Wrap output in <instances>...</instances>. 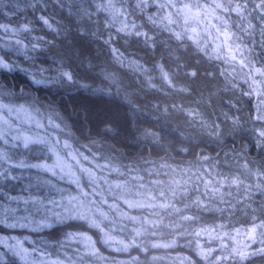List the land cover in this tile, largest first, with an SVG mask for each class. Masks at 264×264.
Returning <instances> with one entry per match:
<instances>
[{
	"label": "trees",
	"instance_id": "obj_1",
	"mask_svg": "<svg viewBox=\"0 0 264 264\" xmlns=\"http://www.w3.org/2000/svg\"><path fill=\"white\" fill-rule=\"evenodd\" d=\"M62 2L63 11L56 5L55 0H40L44 7L42 12L34 13L32 9H25L23 13L17 11L16 16H6L5 12L12 11V6L10 0H5L3 10L0 11V23L32 21L31 26L36 29L31 33L32 37L43 36L55 43V48L48 46L43 49L42 53H30L36 57L33 61L24 59L22 53L19 60L22 62L21 66L29 69L28 73L24 71L22 73L18 69L12 72L0 71V88L3 91L13 92L7 102L4 101L5 103L30 106L35 102L37 103L35 107L40 113L36 117L40 120L44 119V125L47 124L49 116H52L55 122L63 128L64 124L61 121L66 122L67 130L74 136V139H70L74 149H78L90 159L95 156V163H98L99 160L105 161L99 159L104 154H113L116 164L121 167V173L130 172L132 163H144L140 166L142 169L145 167L148 174L144 175L142 170L140 174L149 182L152 181L151 179L156 180L160 187L156 193L159 191L168 192L170 189L177 190L178 186H186L188 196L194 199L200 193L192 191L193 185L198 179L191 172L199 174V178L202 177L206 180L236 175L247 184L256 182L254 179H246L248 169L243 165L252 161L258 168L261 163H264V150L257 146L259 143L258 133L264 130V121L255 119L260 114L258 111L259 97L247 95L248 87L240 75V68L237 64L229 66L227 62L209 60L203 52L197 50V46L191 41L183 46H178L176 42L169 40L166 33L152 31V25L146 22L148 15L156 13L151 0H149L148 11L143 14L137 12V17L141 18L133 17V19H136L138 25H145L140 29L141 31L147 32L149 36L159 37L156 48L145 46L142 40L135 37H126L122 33L118 35L117 30L120 28V24L117 22L108 20L111 31L103 27L101 22L105 21L106 14L97 16L95 18L97 23L90 28V32H94L96 35H91L84 26L78 30L76 25L80 24V18L69 15L67 11L69 4L64 0ZM72 6L73 11L77 7H87L86 4L79 3V0H72ZM127 6L131 12L132 0H128ZM39 15H45L50 22L55 21L54 26L56 27L64 25V34L56 36L51 33L37 19ZM113 24L114 27H112ZM216 24L215 20H209L206 23L192 24L191 26L197 28L198 39L205 40L206 37L205 42L210 46L216 36L212 26ZM205 28L208 29L207 33L204 32ZM100 32H104L105 35L100 36ZM109 35L114 41L110 45L103 42ZM2 37L3 34L0 33V44L3 42ZM81 37L86 38L81 39ZM18 38L22 39L23 36ZM14 39L17 38L14 37ZM252 39L257 42L262 40L258 31L252 36ZM243 40L248 47H253L248 43L247 36H244ZM216 43H220V41L216 40ZM112 49L119 51L114 52ZM7 51L11 52L12 49H7ZM256 51L259 52L260 49L256 48ZM16 56V53H13V58ZM157 65H163L164 70L169 73V77L172 79L171 85L161 78ZM61 66H67V70L74 74L77 84L85 87H70L67 83L62 87H48L35 85L32 82L29 73L35 74L38 68L51 69V71L43 72V76H55L56 69ZM191 72H196L199 78L188 75ZM232 82L236 84L235 87ZM184 88H187L188 91H181ZM53 109L55 115H52ZM189 110L199 115L189 116ZM7 116L10 115L7 114ZM56 116H59L60 119H56ZM10 119L27 120L23 112L19 116H10ZM234 120L238 123L234 124ZM212 125H218L219 139L212 135ZM35 131L34 129V134H38ZM39 133L42 136L45 135V132L40 129ZM145 133H154L155 137L145 135ZM61 137L62 139L66 138L62 135ZM21 146L23 145L21 144ZM9 154L12 155V153ZM45 154L46 156H43L41 161L48 159L49 153ZM202 156L209 157L211 162L204 163L200 159ZM13 160L30 164L41 162L27 159L24 154H21L19 158L14 157ZM85 165L93 167V165ZM208 170L212 172L211 176L208 175ZM133 173H135L134 176L139 175L136 172ZM216 173H221L223 176H217ZM100 175L104 176L105 174L99 173ZM21 176L26 177V174L22 173ZM30 178L32 177L25 181L29 182ZM83 180L87 181L88 177L85 176ZM21 183L24 185V182ZM63 183L67 184L68 181L65 180ZM7 185L12 184L7 183ZM198 186L203 191V184ZM22 188L23 186H14L12 193L16 194L15 190ZM179 190H183V188ZM31 193L32 190L29 192V196H32ZM29 196L25 199H28ZM233 196L235 197L234 203L241 199L235 191H233ZM180 199L177 196L175 201L171 197L164 201L157 200L167 204L175 203L176 207L181 209L184 207V203H190L188 198L184 199V203H179ZM225 199H227V195ZM204 203L210 204L212 208L227 207L218 200H205ZM262 208H264V196L256 192L247 204H236L232 212L197 213L192 211L183 213L184 215L199 216L197 224L182 223L180 216L162 210L157 213V217L159 215L163 217L166 227H159L155 236L146 235L142 240L138 239L137 243L146 247L145 244H170L175 239L174 246L149 249L152 252L144 255L142 252L132 249L128 253H117L111 250L108 252L104 246L100 251L113 258L128 257L133 253H138L140 257L138 264H147L148 260L146 261V259L148 258H144V256L149 257L150 254H155V251L162 252L161 254L169 252L175 255L182 254L194 264H206L201 258L193 255V252L187 247L193 240L191 235L181 238L180 233L179 235L178 232L174 234L167 228L173 229L180 225L184 233L188 234L193 229L198 231L202 227L214 228L224 225L222 231L217 227L220 234L223 235L225 232L230 234V238H226L224 243L229 247L240 248H244L247 244L250 247L245 250L252 251L264 246L259 243L261 239L259 229H257L256 242L250 241L247 234V230L253 226L254 222L259 224L260 220L264 219ZM152 212L151 210L150 214L154 215L155 213ZM253 217H255V221H253ZM237 229H239L238 233ZM64 232H86L96 242L95 246L101 247L96 232L95 235L94 231L83 227L63 229L59 234L52 233L51 229H47L43 230L35 239L47 242L49 247L44 248V252L46 255L53 256L51 251L56 248L60 249V247H56L57 241H65ZM212 234L217 235L216 232ZM119 235L121 234L119 233ZM83 242L65 241L64 245L72 246L73 249L67 250L63 245L65 251L57 250L59 260L67 264L66 257H68L73 262H77L76 264H86L88 259L83 251ZM199 243L205 248H218L219 245L218 241H215L214 238L210 239L206 234L201 236ZM0 252H4L3 246H0ZM5 261L10 264H18L21 260L10 253L5 256ZM21 263L25 264L24 261ZM186 263L189 264V260ZM244 264H264V256L250 257Z\"/></svg>",
	"mask_w": 264,
	"mask_h": 264
},
{
	"label": "snow or ice",
	"instance_id": "obj_2",
	"mask_svg": "<svg viewBox=\"0 0 264 264\" xmlns=\"http://www.w3.org/2000/svg\"><path fill=\"white\" fill-rule=\"evenodd\" d=\"M4 2L5 0H0V11L3 10ZM64 2L69 4L68 14L80 18V24L76 25L78 30L81 29V26H84L91 35H96V33L90 32V28L97 23L95 19L97 16L106 14L105 21L101 23L109 31H111V28H109L108 20H111L120 24V28L117 30L118 35L122 33L126 37L131 36L142 40L147 47H157L159 37L149 36L147 32L141 31L140 29L145 25H138L136 22V19L141 18L137 17V12L143 14L148 11L149 0H132L131 12H129L127 6L128 0H99V2L97 0H79V3L86 4L87 7H77L75 11H73L72 0H64ZM55 3L62 11L64 10L62 0H55ZM151 3L156 9V13L148 15L146 22L152 25V31L166 33L169 40L176 42L178 46H183L191 41L197 46V50L203 52L209 60H219L227 62L229 66L232 64L239 66L240 75H242L244 83L248 87L247 95L259 97L258 111L260 114L255 119L256 121H264V0H258V2L257 0H203V2L202 0H151ZM10 4L12 11L5 12L6 16H16L17 11L23 13L25 9H32L34 13L44 11L40 0H10ZM133 17H136V19H133ZM37 19L56 36L64 34V25L54 26L56 22H50L45 15H39ZM209 20L217 22L216 25L212 26L216 36L210 46L205 42L206 37L205 40L198 39L197 28L191 26L192 24L206 23ZM253 21H256V23H253ZM31 25L32 21L0 23V33L3 34V42L0 44V70L12 72L18 69L28 73L29 69L21 68L20 64L13 60V53L23 52L24 59L33 61L36 57L30 55V53H42L43 49L48 46L55 48V43L43 36L32 37L31 33L36 29ZM112 27H114V24ZM257 31L262 38L261 42L252 39V36ZM204 32L207 33L208 29L205 28ZM99 35L104 36L105 33L100 32ZM19 36H23V38L13 39ZM244 36L248 37V43L252 44L253 47H248L244 43ZM84 38L86 37H81V39ZM25 40H27V43H25ZM216 40L220 41V43H216ZM103 42L110 45L114 41L112 36L109 35ZM256 48H259L260 51L257 52ZM7 49H12V51H7ZM112 51L118 52L119 50L112 49ZM33 67H35L34 64ZM140 67L142 68V66ZM156 67L159 69L161 78L171 85L172 79L169 77V73L164 70V66L157 65ZM46 71H51V69L38 68L35 74L29 73L32 82L35 85L48 87H62L66 83L70 87H85L77 84L74 74L67 70V66L58 67L55 76H43L42 73ZM188 75L199 78L196 72L188 73ZM235 86L233 85V87ZM21 91L23 90L21 89ZM181 91L187 92L188 89L184 88ZM12 93L11 91L7 95L0 93V141L5 145L11 144L15 147H19L22 144L23 148L28 151L36 150L35 147L30 146H39L41 153H50L49 159L55 157V160L51 164L47 162L30 164L24 161L13 164V155H10L8 150L0 148V169H3L4 164H8L7 169L0 170V181H19L21 176L13 175V168L29 171L38 170L35 176L30 178L29 188L39 192L43 187L47 186L51 190L55 188L53 180H67L75 185L78 195H69L65 198L63 196L64 190L56 189L61 194L60 200L51 199L48 196L42 198L40 196H29L28 199H25L24 196L12 195L0 190V232L31 229L33 233L40 234L43 230L51 229L52 233H60L63 229L83 227L89 231H95L102 246H111L114 243L111 233L119 231L121 235L127 234L129 241L125 243L124 240H120V246L115 249L117 253H128L130 249L147 253L149 249L143 247L142 244H138L137 240H142L148 234L155 236L156 230L164 225H157L154 222L146 224L142 217L138 218L122 212L120 203L129 210L146 211L152 209L154 213L156 209H163L166 212L180 216L182 223L197 224L199 216L184 215L183 213L192 211L197 213H228L233 211L236 204H247L248 200L256 192L264 196V163H261L260 167L257 168L252 161H249L243 167L248 169L246 179H254L256 181L254 183L247 184L236 175L223 176L221 173H216L217 176H223V178L206 180L200 177L194 183L192 191L200 193L194 199L188 196L186 186H178L177 190L170 189L168 192L159 191L154 197L149 196L147 195L148 189L143 188L142 184L139 183L142 182V177H132L130 172L121 173L119 168L112 167L110 164L95 163V156L90 161L88 156L83 155L78 149H74L73 144L69 142V139H74V136L71 132L66 131L68 129L66 122L61 121L64 124L62 129L60 124L56 123L52 116H49L47 118L49 127L45 128L43 123L35 120V127L45 132L43 136L25 134L19 127H14V122L5 113L19 116L21 112L27 114L28 108L25 104L5 103L4 101H7ZM36 104L33 102L30 106L37 111V115H40L39 110L35 107ZM52 115H55L54 109L52 110ZM188 115L195 117L199 114L189 110ZM29 118L30 120L32 119L31 117ZM56 119H60V117L56 116ZM201 123L203 124V122ZM233 123L237 124L238 121L234 120ZM57 131L62 136H68L69 139L61 140L56 135ZM211 133L216 139H219L218 125L211 126ZM145 135L155 137L154 133H145ZM258 140L257 146L264 150V130L259 131ZM61 153H63V156ZM68 159L74 162L80 176L87 175V187L81 184L80 176L77 175L76 171H73V165L67 162ZM99 159H104V157L101 156ZM200 159L204 163L211 162L207 156H202ZM81 160L91 163L93 169H108L111 173H115L120 178V181L113 183L95 177L94 171L84 167L80 163ZM249 164L251 165L250 168ZM48 174H51V178L44 179L43 177ZM208 175H212L210 170H208ZM130 182L133 186L139 188L140 191L136 193L128 192L127 189ZM199 184H203V191L200 190ZM180 188H183V190H179ZM222 189L224 190L222 191ZM233 191L241 198L236 200L235 203L233 202L235 199ZM106 193L108 195H105ZM126 195L142 196L144 200L151 201V203L145 204L142 200L125 199ZM226 195L227 199H225ZM177 196L181 198L178 201L179 203H184L185 198L190 199V203H184L182 209L176 207L175 203H155L156 199L164 201L169 197L175 201ZM110 200L112 203L109 202ZM205 200H218L220 203L227 205V207L223 209L212 208L210 204L204 203ZM117 201L120 203H117ZM21 202L24 205L23 208L20 207ZM249 210L252 211L251 209ZM261 212L264 214V208L261 209ZM37 216L40 218L36 219L35 217ZM125 218L127 223L135 224L136 227L128 229L124 223ZM252 219L255 221V217ZM217 227L222 231L224 225ZM217 227H202L198 231L193 229L191 233L186 234L181 226L177 225L175 231L180 233L181 238H186V235L193 237L187 247L190 248L193 255L201 258L206 264H244L250 257L264 256V246L252 251L245 250L250 247L247 244L244 248L229 247L223 241L226 238H230V234L225 232L221 235L217 231ZM257 229H259V236L261 237L259 243L264 245V219H261L259 224L254 222L253 226L247 230L248 238L252 242H256ZM236 231L238 233L239 229ZM213 232L217 233L214 239L219 242L218 248L203 247L199 243L201 236L206 234L212 239L211 234ZM64 237L65 241H87L86 247L89 248V256L104 259L108 261V264H138V257H131L130 261H121L100 256L99 249L95 247L96 242L92 241L86 232H64ZM29 239H31V236L20 238L13 235H0V246L11 252L13 256L19 257L25 264H37L36 260L30 259V257L36 256L38 252L36 245L44 244V248L49 247V245L47 242L35 240L33 245L25 247V243ZM65 241H57L56 247H62ZM175 244L176 240L173 239L170 244L153 243L151 248H169ZM39 252L41 257L45 255L43 250H39ZM6 255V252H0V264H10V262L5 261ZM153 259L156 258L153 257ZM66 260L67 264H73L70 258L66 257ZM41 264H44V261L41 260ZM48 264H64V262L56 260L48 262ZM189 264H193L190 259Z\"/></svg>",
	"mask_w": 264,
	"mask_h": 264
},
{
	"label": "rangeland",
	"instance_id": "obj_3",
	"mask_svg": "<svg viewBox=\"0 0 264 264\" xmlns=\"http://www.w3.org/2000/svg\"><path fill=\"white\" fill-rule=\"evenodd\" d=\"M197 25V24H195ZM17 39H19L18 37H16ZM14 39V38H13ZM22 53L23 52H16V57L13 58V60H15L17 63L22 64L21 60V57H22ZM21 68H24L23 66H21ZM1 71V70H0ZM5 71V70H3ZM21 71V70H20ZM22 72V71H21ZM24 73V72H22ZM232 85H236L235 83L232 82ZM10 91H3L1 88H0V93L4 94V95H7ZM12 96V95H11ZM7 102V101H6ZM19 104V103H18ZM26 106V105H25ZM28 108V113H23V115L25 116V118H27V120H24V121H19L18 119L16 120H13L11 119V121L14 122V127H19L25 134H34V129L36 130L35 132H37L39 135H41L39 133V129L37 130V128L35 127V123L34 121L35 120H39L41 123L44 122V119L43 120H40L38 119L37 114H36V110H34L31 106L27 105L26 106ZM5 115L7 116V113H5ZM10 116H14L15 114H9ZM31 117L32 119L30 120ZM49 126L47 124H45V128H48ZM61 128L63 129V126H61ZM26 130H29V131H26ZM68 131V130H66ZM56 135L61 139V140H64V139H69L68 136H65L66 138L62 139L61 137V134L59 131L56 132ZM69 142H71V140L69 139ZM5 147H7V149H5ZM32 147H35L36 150L35 151H28L26 149L23 148V146H21V144L19 145V147H15L11 144L9 145H5L2 141H0V148H4L5 150H8L9 153H12L13 157L15 158H19L21 156V154H24L25 158L27 159H35V160H38V161H41V159L43 158V156H46L45 153H41L39 151H37V149L39 148V146H32ZM74 148V147H73ZM22 152V153H21ZM11 155V154H10ZM51 154L49 153L48 155V159L46 158V160H43L41 162H47L49 164L53 163V161L55 160V157L51 159H49V156ZM61 155L63 156V153H61ZM113 154H104V160L105 161H102V160H99L98 161V164H110L112 167H116V168H121L120 166H118L115 162V159H114V156H112ZM31 157V158H30ZM89 160L91 161L92 159L89 158ZM69 164H72L73 165V171H76L77 172V175L80 176V173L78 171V169L76 168L75 164L73 161H71L70 159H68L67 161ZM120 162V161H119ZM16 163H19V161H14L13 160V164H16ZM80 163L84 166V167H87L90 169H92L94 171V175L95 177L99 178V179H103V180H107V181H111L113 183H116V182H119L120 181V178L114 174V173H111L108 169H99V170H96V169H93V167L91 166H86L85 164H89V165H92L91 163H87L83 160L80 161ZM130 164H131V161H130ZM120 165L122 166V164L120 163ZM140 165H144V163H132V166H131V169H130V174L132 177H136V176H139V177H142L143 180L142 182H139L142 184V187L143 188H147L148 189V193L147 195L149 196H156L157 195V191L160 189V187H158L157 183H156V180L155 179H151L152 181L149 182L147 181V179L145 177H143L140 172L142 170V173L145 174H148L147 171L145 170V167L142 169ZM8 168V164H4L3 166V169H7ZM3 169H0V170H3ZM32 171V172H31ZM26 170V169H19V168H13L12 170V174L13 175H19L21 176L22 173H25L26 174V177H22L21 176V179L19 181H0V190H2L3 192H7V193H10L12 195H21V196H24L25 198H27L30 194L29 192L32 190V196L35 197V196H48L50 197L51 199H56V200H60L61 199V194L58 193L56 191V189H63V196L66 198L67 196L69 195H78V192H77V189L75 188V185L71 184L69 181L68 183H63V181H58V180H53V184L55 185V188L49 190V188L47 186L43 187L41 191L37 192L31 188L28 187L29 185V182H26L25 180L29 179V177H33L35 176V173L38 171V170ZM133 172H136V174L138 173L139 175H133L135 173ZM31 173V174H30ZM99 173L102 174L104 173L105 175H100L99 176ZM122 173H129L127 171L125 172H122ZM191 174H193L194 176H196L197 179H199V174L197 173H194V172H191ZM33 175V176H32ZM84 177L87 176V175H83ZM82 176H80L81 178V184L85 187H87L88 185V180L87 181H84ZM44 179H50L51 178V174H48L47 176H44L43 177ZM21 182H24V185H22ZM7 183H11L12 185H7ZM14 186H18V187H21L23 186L22 189L20 190H15L17 193L16 194H13V187ZM128 192H132V193H136L138 191H140L139 188L133 186V184L130 182L129 183V187L127 189ZM105 195H108L107 193ZM42 198V197H41ZM125 199H129V200H142L143 203L147 204V203H151V201H148V200H144L142 196H136V195H126L124 197ZM110 203H112V201L110 200L109 201ZM45 203H47V201H45ZM117 203H120L119 201H117ZM155 203L156 204H160V203H166V202H158V200L156 199L155 200ZM20 207L23 208L24 205L23 203L21 202L20 204ZM120 210L122 212H126L128 215H132V216H136L138 218H143L145 223H156L157 225H160V224H163L164 225V221H163V217L162 216H158L157 217V213H160L163 209H156L155 210V214L154 215H151V210L152 209H148L146 211H139V210H129L127 208H125V206L120 203ZM153 213V212H152ZM21 214H24V213H21ZM119 215V213H118ZM36 219H39L40 217L37 216L35 217ZM124 223L126 224V227L128 229H131V228H134L136 227L135 224H129L127 223V220L125 218L124 220ZM166 227V225H164ZM168 231H172L174 234L177 233L175 231V228H167ZM166 229V231H167ZM47 230V229H46ZM15 231H17L18 233H16ZM15 231H5V232H0L1 235H13V236H19L20 238H23L24 236H31V239L27 240L26 243H25V247H29L30 245H33V241L35 240H38V239H35L39 234H36V233H33L31 231V229L29 230H24V229H16ZM165 231V230H164ZM41 234V233H40ZM59 234V233H57ZM94 234H95V231H94ZM187 234V233H186ZM96 235V234H95ZM112 237H113V240H114V243L111 244V246H104L106 247L105 249H107L108 252H110L109 250L111 251H115V249L117 247H119V241L120 240H124L125 243H127L129 241L126 240L128 237L127 234H124L123 236L119 235V231H113L111 233ZM150 235V234H148ZM179 235V233H178ZM222 235V234H221ZM180 236V235H179ZM190 236V235H186V238ZM212 238H214L216 235L215 234H211ZM127 237V238H126ZM92 240V239H91ZM93 241V240H92ZM88 242L87 241H84L82 243L83 245V251H84V254H85V257L88 259V261H86L87 263L86 264H108V261L104 260V259H100L99 257H95V256H89V248L86 247V244ZM99 244V243H98ZM101 247H96L97 249H99V252H100V256L102 257H108L109 259H116V260H121V261H130L131 260V257H138V260H139V254L138 253H133L131 254L130 256L128 257H118V258H113L112 256H110L109 254L105 253V252H101L100 250L103 248L101 244H99ZM43 244H39V245H36L37 249H38V252L36 254V256L34 257H30V259H34L36 260L37 264H41V260L44 261V264H48V262H51V261H56V260H59L60 258H58V252L57 250H60V251H65V247L67 248V250L69 249H73L72 246H68V245H64L65 247H60V249H53L51 252L53 254V256L51 255H44V256H40V252L39 250H43L45 251ZM145 246L148 248V249H153L151 248V245L148 244ZM131 250V249H130ZM71 251V250H70ZM4 252L8 254H10L11 252H9L7 249L4 248ZM152 252L151 250H149L147 253H150ZM62 253H65V252H62ZM155 254H150L149 257L147 256H144V258H148L146 259V261L148 260V263L147 264H187L186 262L189 260L186 256L182 255V254H173V253H168V254H161L162 252H159V251H155L154 252ZM39 254V255H38ZM145 253L142 252V255H144ZM6 255V256H7ZM153 257H155L156 259H153ZM144 260V259H143ZM22 261V260H21ZM21 261L18 263V264H22ZM95 261V262H93ZM77 262H73V264H76ZM14 264V263H13ZM78 264H82V263H78ZM194 264V263H193ZM196 264V263H195Z\"/></svg>",
	"mask_w": 264,
	"mask_h": 264
}]
</instances>
